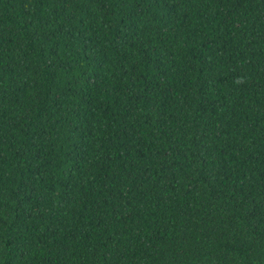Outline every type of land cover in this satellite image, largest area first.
I'll list each match as a JSON object with an SVG mask.
<instances>
[{
  "label": "trees",
  "instance_id": "16d2710c",
  "mask_svg": "<svg viewBox=\"0 0 264 264\" xmlns=\"http://www.w3.org/2000/svg\"><path fill=\"white\" fill-rule=\"evenodd\" d=\"M0 264H264V0H0Z\"/></svg>",
  "mask_w": 264,
  "mask_h": 264
}]
</instances>
